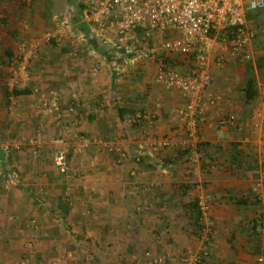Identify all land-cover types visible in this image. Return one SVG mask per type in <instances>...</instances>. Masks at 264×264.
Segmentation results:
<instances>
[{"label":"crops","instance_id":"obj_1","mask_svg":"<svg viewBox=\"0 0 264 264\" xmlns=\"http://www.w3.org/2000/svg\"><path fill=\"white\" fill-rule=\"evenodd\" d=\"M81 14L63 29L79 42L58 40L55 58L51 51L41 55L33 72L37 57L32 59L14 86L28 94L13 98L9 110L0 89V264L23 256L22 243L32 234L25 220L32 218L41 226L38 257L51 258L53 264H77L80 252L90 250L99 263L113 264V258L137 256L139 250L131 252L128 243L144 239L157 254L187 249L207 254L202 264H264L258 261L264 259V236L253 230L264 208V189L255 182L264 179V81L258 79L261 93L247 104V67L240 83L230 65L247 63L218 44L220 53L215 48L209 59L212 83L207 89L218 101L199 118L198 140L191 139L185 124L174 118V111L186 105L185 96L156 83L162 53H145L143 45L131 53L116 49L96 36ZM258 54L254 71L264 64ZM221 56L225 60L219 65ZM53 94L59 111L44 115L42 99ZM140 115L146 119L134 122ZM230 115L236 116V125L221 129L218 121ZM149 138L172 145L154 152L143 148ZM106 144L122 146L128 160L119 163ZM188 148L190 157L184 151L179 155ZM62 149L69 152L67 175L53 158ZM234 155L239 162L234 163ZM140 172L137 185L128 182V174ZM203 197L217 222L208 239H200L191 206ZM84 240L99 248L78 249ZM175 261L169 260L181 264Z\"/></svg>","mask_w":264,"mask_h":264},{"label":"built area","instance_id":"obj_2","mask_svg":"<svg viewBox=\"0 0 264 264\" xmlns=\"http://www.w3.org/2000/svg\"><path fill=\"white\" fill-rule=\"evenodd\" d=\"M84 4L86 7L81 14L82 22L114 48L131 53L136 45L158 37L162 40V55L187 61L189 68L186 72L179 65L167 69L163 62L159 63L156 83L185 96L186 105L174 111V118L185 124L191 139L195 140H198L199 118L204 115L208 106H215L218 101V98L207 92L212 83L210 56L217 45L222 43L220 45L226 47V52L231 57L249 63L253 58L256 33L248 28V15L264 11V0H85ZM229 30L234 32L232 39L226 36ZM166 36L168 39L164 38ZM46 38L48 42L53 39L51 35ZM27 48L25 46L23 50L26 56L22 67H12L9 70L12 89L27 73L26 67L30 61L37 57L39 44H32L29 51ZM191 59L192 64L189 61ZM224 60L221 56L218 64L222 65ZM42 107L44 115L59 111L57 95L53 94L51 99L43 98ZM140 119L146 117L140 115L134 122ZM236 122V116L230 115L220 119L218 126L227 130L233 128ZM262 124L264 126V117ZM171 145L168 139L155 141L149 138L143 148L160 152ZM105 148L118 157L119 163L128 160L122 146L106 144ZM53 158L60 173L67 175L70 171L68 150H59ZM200 201L204 233L208 235L215 223L211 218L209 200L203 197ZM263 219H260L261 227L258 232L264 236ZM206 256L207 254L196 255L189 252L180 259V263L202 264ZM154 261L162 264L165 259L154 258ZM258 261L263 263L264 259L259 258ZM19 264H28V261L24 260Z\"/></svg>","mask_w":264,"mask_h":264},{"label":"rangeland","instance_id":"obj_3","mask_svg":"<svg viewBox=\"0 0 264 264\" xmlns=\"http://www.w3.org/2000/svg\"><path fill=\"white\" fill-rule=\"evenodd\" d=\"M84 3H85V0H35V1H32V0H12V1L1 0L0 1V57L2 58L0 59V62L3 61V63L2 62L0 63V71H5V72L7 71L6 73L9 74L10 68L16 67L14 64H17V65L22 64V61H24V58L26 56V52L23 51L24 47L27 46L28 47L27 51H29L32 44H39V51L37 53V58L36 59L33 58L35 62L33 61L34 62V63L32 62L33 65L31 64L32 72L34 71L33 66L36 68L37 62H38L37 59L41 57V55L46 56L45 53L51 51L52 54L50 53L49 55L55 58V56L57 55L56 54L57 48L54 47V45L50 44V42H48L46 38L47 36L51 35L52 38H56V40L57 41L59 40V42L64 41L66 43L77 44L79 42L77 40L78 38L76 36H73V37L67 36L68 35L67 33H69V31L66 30L65 32V30L63 29H66L68 25L70 26L73 25V22L75 19L74 17L76 16V13H77V10L80 4H84ZM252 14L253 15L255 14L254 15L255 17L251 21L248 20V28L250 30H253L256 33V38H255V43L253 46V58L247 64H252L255 61L257 62V58L259 55L258 53H261L264 59V11H260V12L256 11V12H252ZM63 23H65V25H62ZM62 31H64V33H62ZM53 36H56V37H53ZM67 37H69V39H67ZM219 44H222V43H219ZM139 45H143L146 47L145 53H151L152 50H154V53H158V52L160 53L159 50L162 45V40L157 37V38H154L153 42L146 41L136 46L138 47ZM219 47L220 46L216 47V49H218V52H217L218 54L221 51ZM7 51H9L11 54L13 53V57H7L6 56ZM152 56H154V54H152L150 58ZM8 63L9 65L10 64L11 65L9 66ZM230 65H232L235 68V70L231 68L233 69L234 74H236L234 78L238 79V81L241 83L240 80L242 78H240V76H242L245 73V68L247 67V65L240 66L239 63H233ZM179 67L183 71L182 69L183 67L182 66H179ZM17 68H20V67H17ZM253 75L254 77H257L256 79L257 83H258V79L259 81L261 80L263 82L264 81V64H262V66L257 71H254ZM11 80H12V77L10 76L7 79L2 78L0 80V89L4 91L5 87L12 88L10 86ZM21 89H24V88H21ZM259 92L261 93L260 90ZM20 98L21 97H19V99ZM10 101H11V104L9 105L7 104L6 98L5 97L3 98L2 104L5 109H8L12 106L13 100H10ZM14 110H12V112H14ZM9 114H11V112L7 113L6 115L7 118ZM153 120L154 119H152V121ZM194 163L196 164L197 162H194ZM140 174L141 172L138 174L137 177H132L130 174H128L127 176L128 182L137 185L136 182ZM256 181L262 185L260 189H264V179L260 178V179H256L255 182ZM152 184H154V182L152 183V181H150L148 186L155 187ZM192 184L194 185V189H199L197 188L195 182H192L191 185ZM201 189L206 190L210 188L203 187ZM210 203L211 202H209V204ZM259 210L260 212L264 213V208H260ZM1 213L2 211L0 209V217L2 216ZM211 218L215 223L214 228H216L217 222L212 216V214H211ZM25 226L30 229L32 234H30L22 243L23 248H24L23 256H20L16 258L15 260H12L13 261L12 264H19L23 262L24 260H27L28 264H53V262L49 263V260L51 258L46 257V258L41 259L38 257L37 247H39L41 240L36 239V235H37L36 233H37V230L40 229L41 227L39 226V221L35 218H32L30 220L27 219L25 220ZM10 228H12V226H10L9 224L8 226H5V229L7 232H9ZM214 228L212 232L208 235L204 233V231L202 233V231L199 230L200 239L202 237L204 239H208L209 237H211L214 232ZM81 242H80V245L78 246V249L80 250L85 248L83 246H86V249L87 248L93 249L94 246L97 249L99 248V246L97 244H94L92 241L89 243V245L86 244V242H88L86 240L81 241ZM125 243L121 242L120 244L125 245ZM165 243L169 245L168 242H165ZM165 243L164 244L162 243L160 245L164 246ZM128 244H129V247L132 246L131 248L128 247V250L130 249V251L133 252V248H136L139 250L137 252L139 254L135 257L113 258V264H157L154 261L155 257L165 259V262H163L162 264H173L169 262V260L176 258L175 262L179 263L180 258H182L181 255L183 254L185 255L191 251L190 249H187V250H184L181 254L179 253L176 254L174 252L172 253L171 251L169 255H166V254L162 255L161 253L159 254L155 253V250L153 249V247H151V242L150 241L148 242L146 239H144V241H140V242L134 241ZM191 252H193V254H196V255H201L200 251L194 250ZM89 254L92 255L91 250L90 252L81 251L80 257H78L75 263L95 264L96 262V264H101L99 262L102 260L92 258V256H90ZM124 254L126 255V253ZM171 255H173V257Z\"/></svg>","mask_w":264,"mask_h":264},{"label":"trees","instance_id":"obj_4","mask_svg":"<svg viewBox=\"0 0 264 264\" xmlns=\"http://www.w3.org/2000/svg\"><path fill=\"white\" fill-rule=\"evenodd\" d=\"M32 1H35V0H32ZM85 4H80V6H79V8H78V12L76 13V16H75V18H76V21H79V16H80V13H82V11L85 9ZM255 15V14H254ZM252 13H250L249 15H248V20H252L255 16H254ZM78 17V18H77ZM226 36L227 37H229V39L231 38H233V36H234V32L232 31V30H229V31H227L226 32ZM165 39H168V36H166V37H164ZM153 40H154V38H152L151 40H150V42H153ZM50 44H52V45H54V47H56V48H58V44H59V42L56 40V38H53V39H51V41H50ZM67 51V48H65V50L63 49L62 50V52H64V53H62L61 51V55L62 56H64V54H65V52ZM59 52V53H60ZM6 56L7 57H13V53L11 54L9 51H7L6 52ZM2 57H0V59H1ZM160 58H161V60H162V62L164 63V66L168 69V68H174V67H177L178 65L179 66H182V67H184V66H186V62L187 61H185L184 59H173V58H171V57H166L165 55H162V56H160ZM12 59H14V58H12ZM184 60V61H183ZM190 62H191V64H192V59L191 60H189ZM2 63H3V61H1ZM0 62V63H1ZM6 65V64H5ZM8 65H9V63H8ZM262 66V64H260V67ZM253 72H254V68H253V65L252 64H247V75H248V79H247V81H246V84H245V89H244V94H245V102L247 103V104H250V103H252V102H254L258 97H259V94H260V92H259V88L257 87V80H256V78L254 77V75H253ZM0 76H1V78H8L9 76L8 75H6V74H4V71H1L0 72ZM4 91H5V98H6V101H7V104H11V101L10 100H12L13 98H19V97H22V96H24V95H27L28 94V92H22V91H19V90H17V89H15V88H13L12 90H10V88H7V87H5L4 88ZM9 109V108H8ZM120 116L121 117H123L124 116V114H123V112H121L120 111ZM179 152V155L180 154H183L182 152L184 151V154H186L187 155V157H190L191 156V148H188V149H184V150H178ZM185 152H188V153H185ZM234 159V163L236 162H239L238 161V156H235L234 155V157H233ZM200 199H196L193 203H192V209H194V211L196 212V214H197V222L199 223V225H198V229L199 230H201L202 231V233H203V231H204V229H205V224L203 223V214H202V211H201V208H200ZM260 219H263V215H259L258 216V219H256L255 220V225H254V232L255 233H260V234H258V236H260L261 237V235H262V233L261 232H257L258 231V228L259 227H261V223H260ZM263 226V225H262ZM181 259V258H180Z\"/></svg>","mask_w":264,"mask_h":264}]
</instances>
